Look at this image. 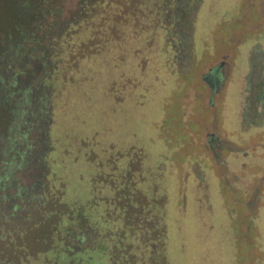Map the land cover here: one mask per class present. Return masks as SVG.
I'll return each instance as SVG.
<instances>
[{
	"label": "rangeland",
	"instance_id": "rangeland-1",
	"mask_svg": "<svg viewBox=\"0 0 264 264\" xmlns=\"http://www.w3.org/2000/svg\"><path fill=\"white\" fill-rule=\"evenodd\" d=\"M42 2L0 0V61L39 63H0V164L29 132L49 166L21 264H264V0H199L190 47L75 0L49 32Z\"/></svg>",
	"mask_w": 264,
	"mask_h": 264
},
{
	"label": "trees",
	"instance_id": "trees-1",
	"mask_svg": "<svg viewBox=\"0 0 264 264\" xmlns=\"http://www.w3.org/2000/svg\"><path fill=\"white\" fill-rule=\"evenodd\" d=\"M62 1L43 0L42 2L50 7L48 14L55 18L53 27L58 32L62 31L69 22V19L67 21L64 18L66 8L60 4ZM75 1L79 10L74 18L86 16L88 9H96L97 6L103 8L100 10V12L102 11L101 16L113 13L118 15V20L121 22H128L136 16L144 18L146 15L151 17L158 13L160 23L164 19V25H168L171 39H175L177 36L180 39L182 36L186 39L185 45L190 47L192 44L191 24L199 0ZM184 14H190V18H186ZM151 18L153 19V17ZM42 25L41 28H44V24ZM175 47L177 48V46ZM10 83L11 88L16 85ZM14 94L15 91H13ZM29 135V132H25L21 137L25 142L22 148L17 139L12 140L9 151L2 152L0 164V264H21L22 254L26 253L25 250H29L30 247L27 238L37 240L43 236L42 233L45 235L48 233L39 227L40 219L38 217L46 210L44 205L48 191H43L41 182L44 175L41 174L49 166L45 158L42 159L40 154L35 151V142L28 139ZM23 180H26L27 183H22ZM12 190L13 192H11ZM51 232L52 230H49V233Z\"/></svg>",
	"mask_w": 264,
	"mask_h": 264
},
{
	"label": "flooded vegetation",
	"instance_id": "flooded-vegetation-1",
	"mask_svg": "<svg viewBox=\"0 0 264 264\" xmlns=\"http://www.w3.org/2000/svg\"><path fill=\"white\" fill-rule=\"evenodd\" d=\"M53 1V0H52ZM54 28L49 27L48 31L50 32L51 29ZM48 32V33H49ZM29 53H32L31 49L27 50L26 46L23 44H19V47H16L15 49H11V54L10 56H5L3 61H0V63L2 64L1 67L5 70V76L6 74L9 75L10 80L12 83L18 84V82L22 79V72L25 69H29V70H34V68H38V61H36L35 59L32 58V60H29V57H27V55ZM33 56V55H31ZM223 66V65H221ZM220 66V67H221ZM17 71H20V73H18ZM212 74L210 73V77L213 75H218L219 72V67L218 69L216 68L215 71L212 70ZM9 78H7V76L4 78V80L6 82H8ZM4 81V84H5ZM23 82V81H22ZM24 83H28V82H24ZM30 83V82H29ZM10 84V83H8ZM32 84V83H30ZM7 86V84H6Z\"/></svg>",
	"mask_w": 264,
	"mask_h": 264
}]
</instances>
